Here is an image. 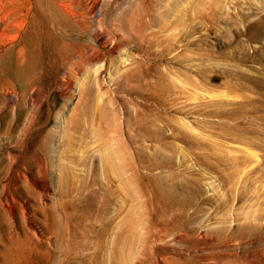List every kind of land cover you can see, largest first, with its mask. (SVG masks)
Returning a JSON list of instances; mask_svg holds the SVG:
<instances>
[{
  "label": "rangeland",
  "instance_id": "obj_1",
  "mask_svg": "<svg viewBox=\"0 0 264 264\" xmlns=\"http://www.w3.org/2000/svg\"><path fill=\"white\" fill-rule=\"evenodd\" d=\"M118 127L123 193L120 160L103 162ZM35 144L50 165L46 200L86 238L66 263L47 241L33 239L31 255L46 258L45 245L51 264H264V0H0V161ZM7 168L0 198L22 225L31 174L15 166L9 191ZM62 182L75 187L67 210ZM35 216L44 239L52 214Z\"/></svg>",
  "mask_w": 264,
  "mask_h": 264
},
{
  "label": "bare ground",
  "instance_id": "obj_2",
  "mask_svg": "<svg viewBox=\"0 0 264 264\" xmlns=\"http://www.w3.org/2000/svg\"><path fill=\"white\" fill-rule=\"evenodd\" d=\"M34 98H36V101H37L39 99V95L32 94V95H30L29 98H27V100L31 101ZM40 98H42V97H40ZM36 104H38V103H36ZM39 104H41V103H39ZM32 106H33V104H32ZM31 111H32V109H31ZM29 112H27V114H26L27 116H29ZM35 115L36 114H34V116ZM73 116H75V114ZM76 117H72L73 118L72 122H74V118H76ZM23 121H21V122H23ZM27 121L28 120H26V122ZM28 122L30 124H34L35 121L33 119V121H31V122L28 121ZM28 122L26 124L22 123L25 125V132L23 133L25 135H27V133H29L28 128H30V126H29L30 124H28ZM22 124H20V122L18 121L17 123H15V125H13V126L11 125L12 127L11 126L10 127L16 132L19 130V128L21 127ZM117 131L119 132V137L116 140L117 145H118L117 149H116V151L114 150L115 152H111V153L107 154V156H106L105 160H103V162L106 161L105 163L107 165V168L106 167L105 168L109 170L111 163H114V161L117 159L120 160L119 182H120L121 191L123 193L125 190L126 182H127V178L125 176V173H126V171H125V169H126L125 168L126 141L124 138L125 136L123 135V132H122L123 131L122 128L118 127ZM24 137L21 138V141H20V144L23 146H24V142H25ZM39 142H41V141H39ZM40 144H38V145H40ZM35 146H36V144L34 145V147ZM37 147L38 146H36V148H34V150L29 152L28 154H26V152L24 151L25 149H24V150H21L18 154L13 155L11 157V162L9 165L8 164L6 165V162L4 160L0 161V169L2 167H4V168L8 167L6 170V174H7L6 179L9 180L8 184L6 183V185H7L6 187H8V190H9V187H11L13 183L16 184V182H17L16 181L17 177L15 178L14 170L17 171L18 168H15V166L19 167V166L24 165L25 168H27L29 170L31 176L30 177L25 176L24 179H22V182H24V183H22V185H24V189H23V191H21L19 193H22V195L24 196L25 199L28 197H32L34 199V203L28 202L29 214H28V217H26L24 215V220L22 221V225H21L16 220V217L14 215L13 210L7 208V203L9 202V196L6 195L7 197L0 198V264H19L24 259H29V260L31 259L30 261L32 262V264H51L50 261H52V260L51 259L49 260V258H47V252L49 249H47V247L45 245L42 246V250H45L46 258L43 257L44 255H40V256L31 255V246L34 244L33 239H35V240L37 239L39 242L41 241V243H44L43 241H47V243H50V247H52V248L49 251L53 254L61 252V253H64L66 255L67 249L70 247L71 244L75 243L76 245H79V242L81 243V241L78 240V236L80 233L85 235L83 238H86V234H85L86 232L81 231V228L78 226V224H74L75 220L78 218L77 215H74L73 213L67 214L66 215L67 218L64 219V221L66 222L65 223L66 225L64 226V223L60 220L61 217L59 218L58 215L55 213L56 212L55 211V203L49 204L48 201L46 200V197H47L46 191L49 190L50 182H51L50 181V173H49V166L50 165H49L44 153L40 150V147L39 148H37ZM54 150H55V148H54ZM59 168H61V165ZM65 168H67V167H65ZM57 173H59V172H57ZM61 174H62V172L59 175L61 178H63V177L67 178L66 175H64V174L61 175ZM53 175H55V174H53ZM0 177H2L1 173H0ZM63 180H64L63 182H65V179H63ZM63 182H62V184H63L62 187L66 188V186L64 185L65 183H63ZM11 189H12V187H11ZM67 189H69V190H67ZM9 191H11V190H9ZM74 191H75V187H70V188H66V189L62 188V191H61L62 200L59 202V204L61 205V208L66 209V206L67 207L68 206H75L77 204V203H75L76 201H72L71 199H69L70 194L73 193ZM10 194H11L12 199L15 200V196H13L12 193H10ZM89 207H92V206L89 205ZM31 208H32V210H31ZM40 210L41 211L49 210L52 214L51 218L53 221L52 225L47 228L46 231L48 232V234L46 235L47 237L44 239L39 236V234L36 230V227L34 226V223L38 219V217L35 216V212L40 211ZM47 218H48V216H47ZM68 253H70V252H68ZM68 255H66V257L63 259V263H66L69 261V259H71V258L67 257Z\"/></svg>",
  "mask_w": 264,
  "mask_h": 264
}]
</instances>
